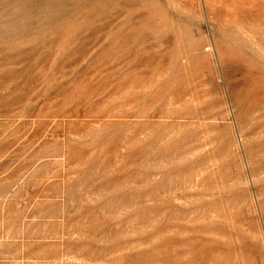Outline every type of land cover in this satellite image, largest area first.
I'll use <instances>...</instances> for the list:
<instances>
[{"label": "rangeland", "instance_id": "1", "mask_svg": "<svg viewBox=\"0 0 264 264\" xmlns=\"http://www.w3.org/2000/svg\"><path fill=\"white\" fill-rule=\"evenodd\" d=\"M0 264H264V0H0Z\"/></svg>", "mask_w": 264, "mask_h": 264}]
</instances>
